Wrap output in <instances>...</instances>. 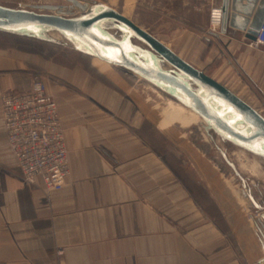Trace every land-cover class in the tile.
<instances>
[{
	"label": "crops",
	"instance_id": "crops-1",
	"mask_svg": "<svg viewBox=\"0 0 264 264\" xmlns=\"http://www.w3.org/2000/svg\"><path fill=\"white\" fill-rule=\"evenodd\" d=\"M167 3L176 8L161 9L159 21L172 33L158 38L261 110L264 47L231 25L213 33L199 0ZM69 43L0 31V264H257L260 214L221 164L216 149L227 146L211 142L185 110L170 117L160 88ZM38 77L64 127L70 186L63 190L25 181L2 117V95Z\"/></svg>",
	"mask_w": 264,
	"mask_h": 264
},
{
	"label": "water",
	"instance_id": "water-1",
	"mask_svg": "<svg viewBox=\"0 0 264 264\" xmlns=\"http://www.w3.org/2000/svg\"><path fill=\"white\" fill-rule=\"evenodd\" d=\"M65 1L67 4L16 7L0 4V31L47 42H58L51 36L58 33L78 50L123 67L173 96L201 117L209 135L213 131L224 141L264 158V114L249 102L116 8L98 0ZM251 3V12L241 10ZM221 6L222 32L231 25L246 31L249 40H257L264 25V0H222ZM240 19L244 21L242 26L235 22ZM113 30H119L122 36L119 38ZM209 140L216 143L212 136ZM218 148L242 181L241 188L235 187L236 194L248 208L256 207L260 212L255 223L264 249V205L254 198L227 152ZM257 264H264V257Z\"/></svg>",
	"mask_w": 264,
	"mask_h": 264
},
{
	"label": "built area",
	"instance_id": "built-area-1",
	"mask_svg": "<svg viewBox=\"0 0 264 264\" xmlns=\"http://www.w3.org/2000/svg\"><path fill=\"white\" fill-rule=\"evenodd\" d=\"M199 1L209 9L211 31L221 29V4L215 0ZM254 42L264 47V25ZM2 117L25 181L35 183L42 179L48 191L68 188L70 163L64 127L58 102L48 93L46 79L36 78L29 89L21 92H5Z\"/></svg>",
	"mask_w": 264,
	"mask_h": 264
},
{
	"label": "rangeland",
	"instance_id": "rangeland-1",
	"mask_svg": "<svg viewBox=\"0 0 264 264\" xmlns=\"http://www.w3.org/2000/svg\"><path fill=\"white\" fill-rule=\"evenodd\" d=\"M98 1L101 2L102 0H98ZM108 1L113 2L116 5V7H118L122 11H125L126 15H129V17H131V19H133L139 25H141L143 27L146 26L148 28V31L155 33L156 35H158L157 37H161V38L166 39V38H168V35H170L172 33L171 28H167V27L162 28L161 23L159 21L160 20V17H159L160 12L159 11L161 9L167 10L166 8H170V9L176 8V6L174 4L167 3V0H108ZM0 4L5 5V6H9V7H16V6H21V5H25V4H27V5L67 4V2L65 0H0ZM208 28H210L209 24H208ZM113 32L119 38L122 36V33L119 30H113ZM219 32H220V29L218 31H213V33H219ZM51 36L57 38L58 42H60V43L61 42H63L64 44L66 42L69 43V41L67 39H65L64 37H62L58 33H51ZM135 42L139 43V44L141 43L138 40H135ZM96 60L98 61L99 59L97 58ZM216 65L218 67L220 64H216ZM213 69H214V66H213V68H211V70H209V72L214 73ZM215 76L218 77V79H220L221 81H224L218 74ZM141 80L146 81V79H144V78H141ZM146 82H149V81L147 80ZM152 85L154 86V84H152ZM162 92H164V91L162 90ZM163 94H165L167 101H168V104L171 105V107L174 105L176 107L181 106L184 108V110L186 112H188V113L192 112L189 108L185 107L182 103H180L173 96L169 95L166 92H164ZM243 96L245 97L243 99H248L249 103H253V104L257 103V102H255L249 98V94H247V95L243 94ZM248 100H247V102H248ZM261 101H262V103H264V99ZM259 108L261 109V110H259V112L264 114V107L259 106ZM194 119H196V123L200 122V124H204V126H205V123L203 122L201 117H199L198 115L196 117H194ZM200 132H203V134H206V135L209 134L206 131H202V129H200ZM210 136L219 139L222 143L221 145L227 146V149H229V150L224 149V148L223 149L227 152L230 160L236 164L238 170L240 172L244 171L245 175L243 173H242V175L244 176V178L246 180L247 186L249 187V185H251L252 182L256 183L257 186H259V188H257L259 190L255 189V195L253 194V196L257 200V202L259 201V202H261L260 203L261 205H264V203H263L264 202V158L254 154V153H251V152L245 150L244 148H242L240 146H237L236 144H234L230 141H227V140H225V142L222 141L220 139L221 137L218 136L213 131L210 132ZM216 150L219 154V157L222 160L221 164H223V166H225L226 168H230L231 173H232L231 174L232 180L234 181V186L235 187H242V181L236 175L234 169L223 158L221 151H219L218 149H216ZM252 210L256 214H260L259 210L256 207H252Z\"/></svg>",
	"mask_w": 264,
	"mask_h": 264
},
{
	"label": "bare ground",
	"instance_id": "bare-ground-1",
	"mask_svg": "<svg viewBox=\"0 0 264 264\" xmlns=\"http://www.w3.org/2000/svg\"><path fill=\"white\" fill-rule=\"evenodd\" d=\"M241 97V96H240ZM186 114H185V111H184V108L179 106V107H172L170 110H169V116L172 117V118H182L184 117ZM189 117L190 118H194L197 116V114H195L193 111L192 112H189L188 113Z\"/></svg>",
	"mask_w": 264,
	"mask_h": 264
},
{
	"label": "trees",
	"instance_id": "trees-1",
	"mask_svg": "<svg viewBox=\"0 0 264 264\" xmlns=\"http://www.w3.org/2000/svg\"><path fill=\"white\" fill-rule=\"evenodd\" d=\"M46 42V41H45ZM52 44L54 45V46H56V47H60L61 46V44L60 43H58V42H52Z\"/></svg>",
	"mask_w": 264,
	"mask_h": 264
}]
</instances>
